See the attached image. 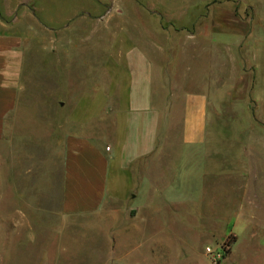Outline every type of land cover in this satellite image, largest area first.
Listing matches in <instances>:
<instances>
[{
    "label": "rangeland",
    "instance_id": "obj_1",
    "mask_svg": "<svg viewBox=\"0 0 264 264\" xmlns=\"http://www.w3.org/2000/svg\"><path fill=\"white\" fill-rule=\"evenodd\" d=\"M40 1L41 10L34 6L22 15L28 22L18 33L30 45L26 88L15 113L17 129L0 141V264H264V0ZM82 2L71 28L46 27V17L59 26V14ZM124 29L133 41L162 46L157 57L169 66L171 82L164 102L177 98L158 141L163 156L151 165L160 167L162 193L123 198L98 215L66 219L58 142L66 95L49 47L57 48L62 35L82 37L80 84L68 100L75 97L72 109L91 117L95 111L86 110L108 80L102 73L108 39ZM209 46L224 51L227 63L220 88L209 91L210 137L189 149L178 138L182 95L210 76L204 74L207 58L194 60L190 53ZM71 79L68 72V87Z\"/></svg>",
    "mask_w": 264,
    "mask_h": 264
},
{
    "label": "crops",
    "instance_id": "obj_2",
    "mask_svg": "<svg viewBox=\"0 0 264 264\" xmlns=\"http://www.w3.org/2000/svg\"><path fill=\"white\" fill-rule=\"evenodd\" d=\"M82 4L59 14V26L49 25L46 17V27L55 31L70 24L71 28L78 20L76 13L82 9ZM34 6L36 10L43 8L40 0H0V141L6 139L12 129H17L19 118L15 113L19 111L22 91L26 88L23 79L25 52L30 47L18 31L23 30L28 22L22 15L30 13ZM12 13L13 18H5L6 14ZM30 22L35 26L33 21ZM60 37L57 48L49 47L53 54L49 62L54 63L58 57L59 82L66 95L60 100V104L66 103V109L60 116L58 136L62 150L63 218L98 215L111 202L127 197L138 198V194L145 196L149 193L151 196L154 190L156 194L162 193L157 176L160 167L153 169L151 165L163 156L158 141L164 122L173 120L177 103V98L170 103L166 99L165 103L162 95L165 90L169 95L171 90L170 68L157 57L164 49L146 39L142 42L131 40L125 29L108 39L107 60L102 72H107L108 80L99 85V96L89 111L86 110L88 114L91 111L96 114L83 117L78 114V106L72 109V100L77 102L75 97L68 100L74 95L71 90L80 84L76 75L82 67L79 50L83 39L77 34ZM211 42H216L212 41V36ZM147 44H151L152 49ZM201 52L192 50L190 54L194 60L202 56L207 58L204 74L210 76L206 79L204 75L203 85H198L197 90L190 86L191 89L182 95L178 138L182 147L189 149L203 146L210 137L209 91L220 88L219 75L227 63L224 51L209 46ZM68 72L72 74L70 87L66 80ZM187 78L194 82L190 76ZM178 172L179 168L176 174ZM149 174L155 176L150 178Z\"/></svg>",
    "mask_w": 264,
    "mask_h": 264
},
{
    "label": "built area",
    "instance_id": "obj_3",
    "mask_svg": "<svg viewBox=\"0 0 264 264\" xmlns=\"http://www.w3.org/2000/svg\"><path fill=\"white\" fill-rule=\"evenodd\" d=\"M108 148H109V147H108ZM207 251H208V253L213 254L214 256H216V254H217V253L215 252V250L212 249L211 247H208ZM217 257H218V258L222 257V252H219V253L217 254Z\"/></svg>",
    "mask_w": 264,
    "mask_h": 264
}]
</instances>
